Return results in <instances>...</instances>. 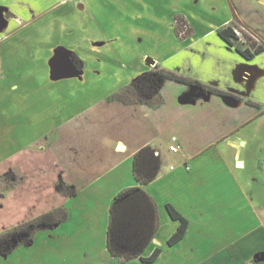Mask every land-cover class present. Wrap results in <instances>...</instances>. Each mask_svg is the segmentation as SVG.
I'll list each match as a JSON object with an SVG mask.
<instances>
[{"label":"crops","instance_id":"obj_1","mask_svg":"<svg viewBox=\"0 0 264 264\" xmlns=\"http://www.w3.org/2000/svg\"><path fill=\"white\" fill-rule=\"evenodd\" d=\"M238 2L0 0V163L11 174L0 179V205L15 226L58 208L69 213L0 264H264V218L239 181L248 142L237 135L264 118V52L248 60L218 33L236 23L264 41V0H245L251 15L232 12ZM177 16L192 28L186 38L176 33ZM72 55L81 70L54 66ZM157 67L241 98L168 80L158 108L110 100ZM173 137L178 153L169 149ZM148 145L163 165L144 187L158 205L159 229L143 257L162 252L153 263L122 261L108 250L110 209L139 186L134 156ZM59 181L76 195L60 194ZM100 197L103 218L86 209ZM167 205L189 222L173 246L181 223Z\"/></svg>","mask_w":264,"mask_h":264},{"label":"trees","instance_id":"obj_2","mask_svg":"<svg viewBox=\"0 0 264 264\" xmlns=\"http://www.w3.org/2000/svg\"><path fill=\"white\" fill-rule=\"evenodd\" d=\"M176 21L178 36H181L182 32L186 33L182 38L191 35L192 28L184 17L177 16ZM238 28L239 26L233 23L219 29L218 33L223 40L236 47L237 51L248 60H252L264 52V46L252 41L246 33L244 36L247 44H238L240 38L235 32V29ZM71 58L76 69L81 70L83 63L75 55H72ZM168 80L185 83L190 88L197 87L205 94L215 93L221 96H232L225 91L157 67L137 77L125 89L114 94L110 100L127 105L143 104L158 108L163 103L161 90ZM162 165V157L151 145L143 147L135 154L133 170L139 186L121 192L114 199L110 209L107 244L113 257L122 261L140 259L144 263H153L160 256L162 250L158 248L150 257H143V253L159 229L158 205L154 198L144 190V187L160 175ZM9 176L11 177V174ZM56 188L60 194L66 197H72L77 193L74 186L67 185L63 181H59ZM167 211L172 219L181 223L176 233L168 240V244L173 246L185 237L189 222L173 206L167 205ZM68 216L67 209L58 208L19 225L12 231L1 234L0 254L9 255L21 244L26 246L32 244L37 232L52 229L66 222Z\"/></svg>","mask_w":264,"mask_h":264},{"label":"rangeland","instance_id":"obj_3","mask_svg":"<svg viewBox=\"0 0 264 264\" xmlns=\"http://www.w3.org/2000/svg\"><path fill=\"white\" fill-rule=\"evenodd\" d=\"M238 4L240 5H232L231 9L232 12L235 11L236 14L239 10H241L246 12L248 15H251L254 10H256L254 9L253 12H250L252 9L247 7V5L245 4V0H241V2H238ZM202 7L203 6H201L200 9ZM194 8H196L197 10H199V8H197V5L190 8L192 12L197 13V10ZM217 8L218 10H220L221 6ZM4 13L5 11H0V14L2 16L1 20H4V22H6L7 19L5 18ZM2 24L3 22L0 24L1 27ZM246 29L249 30L248 28ZM242 41L243 40H241L238 44L241 45ZM237 135H241L248 142L247 145L242 146V157L246 159L247 166L242 174H240L241 178L243 177L244 179H239V181L241 180L240 184L245 190L248 199L253 206V210L255 209L257 214H260V216L264 218V118L261 121L256 120L250 122L245 127H243ZM243 142L244 140L240 141V144L242 145ZM7 167L8 165H5V163H0V179H9L8 174H5V172H7ZM4 180H2L3 182L1 181L0 184V201L6 192ZM104 201L105 200L100 197V203L92 200L88 202L87 206L89 208H85L91 211L101 209L103 218L102 208L104 207L102 206V204L105 206ZM1 207L2 206L0 205V235L12 231L15 227L22 225H13L14 217L10 214V212L4 211ZM166 232L167 228L163 227L161 236L165 235Z\"/></svg>","mask_w":264,"mask_h":264},{"label":"flooded vegetation","instance_id":"obj_4","mask_svg":"<svg viewBox=\"0 0 264 264\" xmlns=\"http://www.w3.org/2000/svg\"><path fill=\"white\" fill-rule=\"evenodd\" d=\"M176 25H177V21H176ZM241 28L242 27H240L239 26V28L238 29H235V32H236V30H240L241 31ZM246 28V27H245ZM249 32L251 33V34H253L257 39H254L250 34H248V33H246V32H244V31H242V36H238L239 38H240V41L241 40H243L242 41V43L241 44H243L244 43V45H246L247 44V42H246V38H245V36H244V34L246 33L251 39H252V41H255L256 43H258L259 45H262V46H264V41L259 37V35L257 34V33H255V32H253V31H251V30H249ZM237 34V33H236ZM178 37H180V38H182L183 36H178ZM245 40V41H244ZM239 41V42H240ZM238 42V43H239ZM232 46V45H231ZM234 47V46H233ZM236 48V47H235ZM192 88V87H191ZM190 88V89H191ZM201 90V89H200ZM202 91V90H201ZM203 92V91H202ZM227 93H229V92H227ZM205 94V93H204ZM207 94V93H206ZM230 95H232V96H228V97H235V98H237V99H239V98H241L240 96H238V95H235V94H232V93H229ZM9 176V175H8ZM10 177V176H9ZM31 245V244H30ZM20 246H26V245H23V244H21V245H19V246H17L15 249H17L18 247H20ZM29 246V245H28ZM15 249L13 250V252L15 251ZM12 252V253H13ZM11 253V254H12ZM10 255V254H9ZM0 256H7V255H1L0 254Z\"/></svg>","mask_w":264,"mask_h":264},{"label":"built area","instance_id":"obj_5","mask_svg":"<svg viewBox=\"0 0 264 264\" xmlns=\"http://www.w3.org/2000/svg\"><path fill=\"white\" fill-rule=\"evenodd\" d=\"M186 28H187V26H186ZM242 31H244V32H246V33H248V34H250L254 39H257V38H256L253 34H251V33L249 32V30H247L245 27H242V28H241V31H240V30H236L237 35H238V36H242ZM185 35H186L185 32H182V33H181V36H185ZM169 149H170V151H171L172 153H178V152H179V150H180V146H179V144H178V140H177L176 137H173V138L171 139V144H170V146H169Z\"/></svg>","mask_w":264,"mask_h":264},{"label":"water","instance_id":"obj_6","mask_svg":"<svg viewBox=\"0 0 264 264\" xmlns=\"http://www.w3.org/2000/svg\"><path fill=\"white\" fill-rule=\"evenodd\" d=\"M67 63H69L73 68H75V70H77L76 69V67H75V65H74V63H73V61H72V58H71V56L69 57V59L68 60H63L62 58H60L59 60H56V61H54V66H58V64L60 65V66H62L63 64H67ZM78 71V70H77ZM191 89H199V88H197V87H192ZM203 93V92H202ZM187 95H191L190 93H187ZM239 165H241V163H239ZM261 260H264V258H262Z\"/></svg>","mask_w":264,"mask_h":264}]
</instances>
